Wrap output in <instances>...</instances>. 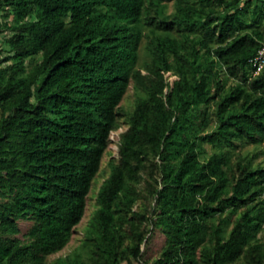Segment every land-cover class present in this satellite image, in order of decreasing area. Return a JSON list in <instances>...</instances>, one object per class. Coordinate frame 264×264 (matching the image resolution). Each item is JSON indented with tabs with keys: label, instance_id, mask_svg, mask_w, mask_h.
Returning <instances> with one entry per match:
<instances>
[{
	"label": "trees",
	"instance_id": "16d2710c",
	"mask_svg": "<svg viewBox=\"0 0 264 264\" xmlns=\"http://www.w3.org/2000/svg\"><path fill=\"white\" fill-rule=\"evenodd\" d=\"M2 10L0 264H148L146 223L164 236L151 264H264V166L242 149L264 139V67L251 63L264 0H0ZM121 123L81 250L48 261ZM144 174L152 217L134 209Z\"/></svg>",
	"mask_w": 264,
	"mask_h": 264
},
{
	"label": "rangeland",
	"instance_id": "374dc122",
	"mask_svg": "<svg viewBox=\"0 0 264 264\" xmlns=\"http://www.w3.org/2000/svg\"><path fill=\"white\" fill-rule=\"evenodd\" d=\"M4 6V5H2ZM4 8V7H3ZM168 10H171V5L169 3ZM11 18H8L7 21H9ZM5 21V18L3 17V10L0 11V58H4L7 55H10L11 52L9 51V46L6 42V39L11 35V32L7 29H4L2 24ZM173 62V60H171ZM12 60L2 62L1 66H5L6 64H11ZM29 62L28 59L26 61V66L28 67ZM167 76H170V73H166ZM174 76H170V79H173ZM132 88L128 86V89L126 93L124 94L121 105L126 109L129 110L132 108L134 103V96L132 93ZM127 129V126L125 124L120 125L119 128L112 131L110 134V142L107 145L106 151L103 155V158L101 160V165L98 173L93 179L92 186L90 188V191L87 194L86 197V205L85 210L83 212V215L73 228V231L71 233L70 239L67 242V244L56 253H53L47 257L48 261H52L55 258L59 256H64L73 250H81V242L86 234V229L89 223V220L96 209L95 200L96 195L98 193L99 187L103 183V181L106 179V177L109 174V167L107 165L108 160L113 157L116 158L118 155V144H119V134L124 132ZM207 150L210 151L209 146H206ZM243 151L249 152V156L251 157L253 164H260L264 166V139L261 142L255 143V144H245L242 147ZM140 188L143 190V194L145 195L144 198H141V200H138L136 205L134 206V209H138L139 207H142L145 211L146 216L152 217V205L153 202L151 198L148 196V191L150 190V184L147 182V176L144 174V180L140 183ZM20 229L21 233L18 235L20 238H22L27 231V229L30 226V222L28 221H20ZM145 226L148 228H151V231L147 234L148 241L144 242L142 244V253L143 257L142 260L146 261L148 264H151L155 259L159 258L161 256V252L163 250L164 246V236L160 232L159 228H153L150 223H146ZM134 264H144L140 261L134 262Z\"/></svg>",
	"mask_w": 264,
	"mask_h": 264
},
{
	"label": "built area",
	"instance_id": "2783aa9c",
	"mask_svg": "<svg viewBox=\"0 0 264 264\" xmlns=\"http://www.w3.org/2000/svg\"><path fill=\"white\" fill-rule=\"evenodd\" d=\"M251 63L254 67L253 74H257L258 72H260L262 70V68L264 67V44L258 50L255 57L251 60Z\"/></svg>",
	"mask_w": 264,
	"mask_h": 264
},
{
	"label": "clouds",
	"instance_id": "9594fccd",
	"mask_svg": "<svg viewBox=\"0 0 264 264\" xmlns=\"http://www.w3.org/2000/svg\"><path fill=\"white\" fill-rule=\"evenodd\" d=\"M111 132H112V131H111ZM111 132H110V133H111Z\"/></svg>",
	"mask_w": 264,
	"mask_h": 264
}]
</instances>
